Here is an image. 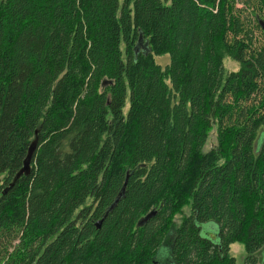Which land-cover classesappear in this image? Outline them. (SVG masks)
<instances>
[{
	"label": "trees",
	"instance_id": "1",
	"mask_svg": "<svg viewBox=\"0 0 264 264\" xmlns=\"http://www.w3.org/2000/svg\"><path fill=\"white\" fill-rule=\"evenodd\" d=\"M234 244L257 264L264 0H0V264H236Z\"/></svg>",
	"mask_w": 264,
	"mask_h": 264
},
{
	"label": "rangeland",
	"instance_id": "2",
	"mask_svg": "<svg viewBox=\"0 0 264 264\" xmlns=\"http://www.w3.org/2000/svg\"><path fill=\"white\" fill-rule=\"evenodd\" d=\"M257 36H258L259 41L263 42V38L261 36H259V33H257ZM156 62H157V64L161 65L162 68H165V66L170 63V58L168 56L157 57ZM225 68L229 72H236L239 70V64L230 60V59H226L225 60ZM125 111L126 112L128 111V107L126 108ZM216 146H217V132H216V129L213 128L209 137H208L207 143L205 145L204 153L209 152L210 150H212ZM190 215H191V208L189 206L185 207L183 209L182 213L175 216V218L173 220L175 227H178L181 224L184 217H187ZM200 227H201L200 236L203 239H206V240H208L214 244L219 242L218 228H217L216 224L211 222V223L202 225ZM169 251L170 250L164 249L162 252V259L164 260V263L170 257ZM229 256H231L235 259L236 264H245L246 259H247L246 251H245L243 245H241V244L232 245L230 252H229ZM255 256L257 258V264H264V247L258 253H256Z\"/></svg>",
	"mask_w": 264,
	"mask_h": 264
},
{
	"label": "water",
	"instance_id": "3",
	"mask_svg": "<svg viewBox=\"0 0 264 264\" xmlns=\"http://www.w3.org/2000/svg\"><path fill=\"white\" fill-rule=\"evenodd\" d=\"M32 155L29 154L28 159L25 161L24 163V168L22 170V172L20 173V175H27L30 172V160H31ZM119 199L115 202V204L108 210L107 213L111 212L113 207H115L118 203ZM154 215V213L150 214L149 216H147L143 222H146L148 219H150L152 216ZM102 225V221L98 222L97 224V229H100Z\"/></svg>",
	"mask_w": 264,
	"mask_h": 264
},
{
	"label": "bare ground",
	"instance_id": "4",
	"mask_svg": "<svg viewBox=\"0 0 264 264\" xmlns=\"http://www.w3.org/2000/svg\"><path fill=\"white\" fill-rule=\"evenodd\" d=\"M101 222V221H100ZM143 223V222H142Z\"/></svg>",
	"mask_w": 264,
	"mask_h": 264
}]
</instances>
